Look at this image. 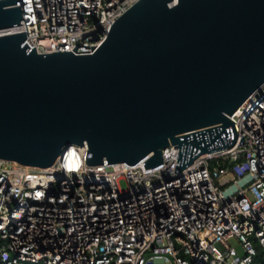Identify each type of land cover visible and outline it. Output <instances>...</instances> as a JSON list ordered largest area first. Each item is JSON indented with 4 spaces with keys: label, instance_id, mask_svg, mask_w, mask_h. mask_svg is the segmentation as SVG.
Instances as JSON below:
<instances>
[{
    "label": "water",
    "instance_id": "water-1",
    "mask_svg": "<svg viewBox=\"0 0 264 264\" xmlns=\"http://www.w3.org/2000/svg\"><path fill=\"white\" fill-rule=\"evenodd\" d=\"M0 0V28L22 18ZM0 33V158L47 166L86 141L87 163L174 171L242 142L229 116L264 82V0H135L91 49L38 51Z\"/></svg>",
    "mask_w": 264,
    "mask_h": 264
},
{
    "label": "built area",
    "instance_id": "built-area-1",
    "mask_svg": "<svg viewBox=\"0 0 264 264\" xmlns=\"http://www.w3.org/2000/svg\"><path fill=\"white\" fill-rule=\"evenodd\" d=\"M134 1L17 0L22 18L0 33L24 30L38 51L91 49ZM229 116L242 142L177 171L173 143L147 168L87 163L86 141L47 166L0 158V264H249L259 250L264 264V82Z\"/></svg>",
    "mask_w": 264,
    "mask_h": 264
},
{
    "label": "rangeland",
    "instance_id": "rangeland-1",
    "mask_svg": "<svg viewBox=\"0 0 264 264\" xmlns=\"http://www.w3.org/2000/svg\"><path fill=\"white\" fill-rule=\"evenodd\" d=\"M224 178V176H222V179ZM118 183L120 185V187L124 188L127 186V181L125 178H120L118 180ZM255 246H258L257 242L255 241V239L253 238V236H251ZM229 242L236 248V250L239 253H242V246L241 244L238 242V240L236 238H231L229 240ZM250 264H262V257L260 256V250L258 251V254L254 255L253 261Z\"/></svg>",
    "mask_w": 264,
    "mask_h": 264
},
{
    "label": "trees",
    "instance_id": "trees-1",
    "mask_svg": "<svg viewBox=\"0 0 264 264\" xmlns=\"http://www.w3.org/2000/svg\"><path fill=\"white\" fill-rule=\"evenodd\" d=\"M252 261H253V260H252ZM252 261H251V262H252ZM251 262H250V263H251ZM250 263H249V264H250Z\"/></svg>",
    "mask_w": 264,
    "mask_h": 264
}]
</instances>
